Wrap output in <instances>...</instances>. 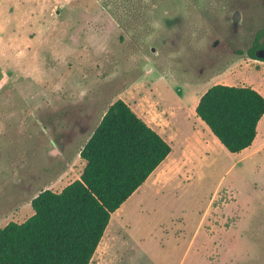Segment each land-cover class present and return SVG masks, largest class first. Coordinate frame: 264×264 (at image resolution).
<instances>
[{"label":"rangeland","instance_id":"rangeland-1","mask_svg":"<svg viewBox=\"0 0 264 264\" xmlns=\"http://www.w3.org/2000/svg\"><path fill=\"white\" fill-rule=\"evenodd\" d=\"M263 29L264 0H0V226L80 178L121 99L172 153L90 264H264V115L237 155L194 113L218 84L264 98V61L246 53Z\"/></svg>","mask_w":264,"mask_h":264},{"label":"trees","instance_id":"trees-1","mask_svg":"<svg viewBox=\"0 0 264 264\" xmlns=\"http://www.w3.org/2000/svg\"><path fill=\"white\" fill-rule=\"evenodd\" d=\"M264 47V29L246 53ZM242 52H239L241 54ZM195 116L229 153L251 146L264 115V98L250 87L214 85ZM171 154L170 144L123 100L105 111L79 152L78 180L60 192L44 190L22 223L0 226V264H90L111 216Z\"/></svg>","mask_w":264,"mask_h":264},{"label":"flooded vegetation","instance_id":"flooded-vegetation-1","mask_svg":"<svg viewBox=\"0 0 264 264\" xmlns=\"http://www.w3.org/2000/svg\"><path fill=\"white\" fill-rule=\"evenodd\" d=\"M255 55L258 56V57H259V56H264V47L256 49V50H255ZM259 58H260V57H259ZM262 59H263V58H262ZM51 153L54 154V153H55V149H52V150H51Z\"/></svg>","mask_w":264,"mask_h":264},{"label":"crops","instance_id":"crops-1","mask_svg":"<svg viewBox=\"0 0 264 264\" xmlns=\"http://www.w3.org/2000/svg\"><path fill=\"white\" fill-rule=\"evenodd\" d=\"M249 148H250V147H248L247 149L241 151L240 153H237V155H241V154H243V153H246L247 151H250ZM258 148H259V147H256L253 151H256ZM171 153H172V152H171ZM147 179H148V178H147ZM145 182H146V181H145ZM145 182L143 183V185L145 184ZM143 185H141L137 190H139ZM137 190H136V191H137ZM136 191H135V192H136ZM135 192H134V193H135ZM134 193H133V194H134ZM133 194H132V195H133ZM132 195H131V196H132ZM131 196H130V197H131ZM130 197H129V198H130ZM129 198H128V199H129ZM128 199H127V200H128ZM127 200H126V201H127ZM123 204H124V203H123ZM211 249L213 250V247H212ZM209 251H210V250H209ZM198 259H199V257H198Z\"/></svg>","mask_w":264,"mask_h":264},{"label":"water","instance_id":"water-1","mask_svg":"<svg viewBox=\"0 0 264 264\" xmlns=\"http://www.w3.org/2000/svg\"><path fill=\"white\" fill-rule=\"evenodd\" d=\"M260 58H264V56H259Z\"/></svg>","mask_w":264,"mask_h":264}]
</instances>
